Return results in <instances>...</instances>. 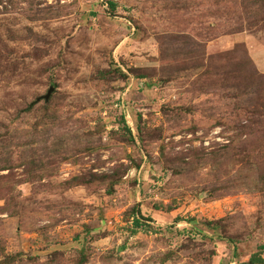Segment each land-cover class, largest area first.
Here are the masks:
<instances>
[{
	"label": "rangeland",
	"instance_id": "374dc122",
	"mask_svg": "<svg viewBox=\"0 0 264 264\" xmlns=\"http://www.w3.org/2000/svg\"><path fill=\"white\" fill-rule=\"evenodd\" d=\"M257 1L0 0V264H264Z\"/></svg>",
	"mask_w": 264,
	"mask_h": 264
},
{
	"label": "trees",
	"instance_id": "16d2710c",
	"mask_svg": "<svg viewBox=\"0 0 264 264\" xmlns=\"http://www.w3.org/2000/svg\"><path fill=\"white\" fill-rule=\"evenodd\" d=\"M262 1L264 0H258L257 4L263 3ZM110 5L114 8L115 5L113 3H110ZM228 219L222 220L219 222V224L226 222ZM142 221H147L146 223L153 221L152 219H146L142 216L140 211H136L134 210V229H133V233H137L139 230H143V231H150L151 227L148 226V224H143ZM263 261L257 256L254 255L251 257L250 261L247 263H242V264H262Z\"/></svg>",
	"mask_w": 264,
	"mask_h": 264
},
{
	"label": "water",
	"instance_id": "95a60500",
	"mask_svg": "<svg viewBox=\"0 0 264 264\" xmlns=\"http://www.w3.org/2000/svg\"><path fill=\"white\" fill-rule=\"evenodd\" d=\"M55 91V89H51L50 91H49V93H48V95L46 96V101H48L49 99H50V97H51V95H52V93Z\"/></svg>",
	"mask_w": 264,
	"mask_h": 264
}]
</instances>
